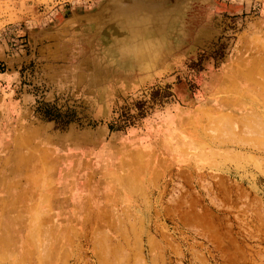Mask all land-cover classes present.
<instances>
[{
    "label": "rangeland",
    "instance_id": "374dc122",
    "mask_svg": "<svg viewBox=\"0 0 264 264\" xmlns=\"http://www.w3.org/2000/svg\"><path fill=\"white\" fill-rule=\"evenodd\" d=\"M0 264H264V0H0Z\"/></svg>",
    "mask_w": 264,
    "mask_h": 264
},
{
    "label": "bare ground",
    "instance_id": "6f19581e",
    "mask_svg": "<svg viewBox=\"0 0 264 264\" xmlns=\"http://www.w3.org/2000/svg\"><path fill=\"white\" fill-rule=\"evenodd\" d=\"M122 12L126 13V15L123 17L124 19L120 20V22L117 24L116 28L117 29H122L124 30L127 34L131 32H145V24H140L134 21L133 18L129 17L130 16V11H127V9L122 8ZM129 15V16H127ZM128 17L125 19V17Z\"/></svg>",
    "mask_w": 264,
    "mask_h": 264
},
{
    "label": "water",
    "instance_id": "95a60500",
    "mask_svg": "<svg viewBox=\"0 0 264 264\" xmlns=\"http://www.w3.org/2000/svg\"><path fill=\"white\" fill-rule=\"evenodd\" d=\"M114 4H115V3H114ZM127 16H128V15H127ZM127 16L125 17V19L128 18Z\"/></svg>",
    "mask_w": 264,
    "mask_h": 264
}]
</instances>
